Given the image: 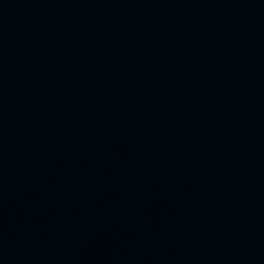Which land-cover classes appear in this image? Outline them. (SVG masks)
Returning <instances> with one entry per match:
<instances>
[{"label":"water","instance_id":"95a60500","mask_svg":"<svg viewBox=\"0 0 264 264\" xmlns=\"http://www.w3.org/2000/svg\"><path fill=\"white\" fill-rule=\"evenodd\" d=\"M264 33V0H239Z\"/></svg>","mask_w":264,"mask_h":264}]
</instances>
